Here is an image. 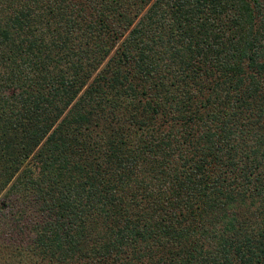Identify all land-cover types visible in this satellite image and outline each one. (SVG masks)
Wrapping results in <instances>:
<instances>
[{"label": "trees", "instance_id": "1", "mask_svg": "<svg viewBox=\"0 0 264 264\" xmlns=\"http://www.w3.org/2000/svg\"><path fill=\"white\" fill-rule=\"evenodd\" d=\"M0 264H264V0H0Z\"/></svg>", "mask_w": 264, "mask_h": 264}]
</instances>
